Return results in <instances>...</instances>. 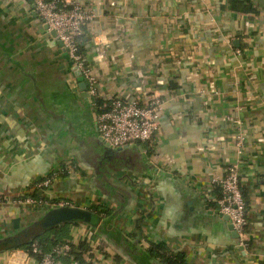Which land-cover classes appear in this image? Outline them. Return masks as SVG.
Returning <instances> with one entry per match:
<instances>
[{"label": "crops", "instance_id": "crops-1", "mask_svg": "<svg viewBox=\"0 0 264 264\" xmlns=\"http://www.w3.org/2000/svg\"><path fill=\"white\" fill-rule=\"evenodd\" d=\"M66 1L91 14L83 57L101 100L158 99L157 129L130 145L123 165L104 160L97 111L65 51L31 0H0V240L40 215L16 199L42 194L109 210L93 211L96 227L54 226L75 252L82 240L90 248L58 264H162L150 243L187 264H264V0H250L251 13L228 0ZM68 161L75 168L38 189ZM234 161L247 204L243 245L217 212L213 182ZM0 264L39 263L12 248Z\"/></svg>", "mask_w": 264, "mask_h": 264}, {"label": "built area", "instance_id": "built-area-1", "mask_svg": "<svg viewBox=\"0 0 264 264\" xmlns=\"http://www.w3.org/2000/svg\"><path fill=\"white\" fill-rule=\"evenodd\" d=\"M34 11L48 30L55 32V39L62 43L65 53L83 76L86 83V93L95 106V101L101 98L100 82L92 74L85 63L83 53L78 51L77 37L84 35V26L91 18V14L76 2L66 0H31ZM238 54L239 51H237ZM160 101L154 100L150 104H141L137 100L123 99L113 96L107 103V108L96 114L95 127L99 138L112 148H122L134 143H149L157 129V111ZM67 172L75 168L71 162H65ZM38 182V189L50 186L59 171ZM213 182L220 188L217 198L218 210L227 216L229 223L239 236V242L244 244L245 226L247 222V204L240 187V175L237 162L227 165L222 178H214ZM30 194L16 199L25 202L36 209H43L55 205H71L70 202L52 199L46 195L32 196ZM2 195L0 194V201ZM76 242L64 241L55 245L46 253L39 264H58V258L70 255L75 250ZM33 252H38L33 244Z\"/></svg>", "mask_w": 264, "mask_h": 264}, {"label": "trees", "instance_id": "trees-1", "mask_svg": "<svg viewBox=\"0 0 264 264\" xmlns=\"http://www.w3.org/2000/svg\"><path fill=\"white\" fill-rule=\"evenodd\" d=\"M230 6L235 11H241L246 13L255 12L254 7L250 0H228ZM84 39L83 36L77 37V46L78 51L83 53L84 49ZM106 101L98 98L95 101V109L96 111L104 110L107 108ZM59 174H65L67 172L66 164H62L60 167ZM34 196V195H32ZM93 211L97 214L107 215L109 210L104 207H93ZM136 233L141 231V227L139 225V221L136 222ZM69 239V235L67 232L62 231V228L52 227L46 230L41 234H37L36 236L29 238L25 235L12 236L10 238H5L0 240V251H4L12 248H23L27 251L30 257L35 258L37 261H40L42 257L50 252L52 248ZM33 244H36L38 252H33ZM77 251H72L74 258H78L80 254L83 252H88L90 250L86 240H82L77 242ZM147 251L155 258H157L162 264H187L185 257L180 252H174L172 250H168L164 244L162 243H150Z\"/></svg>", "mask_w": 264, "mask_h": 264}, {"label": "water", "instance_id": "water-1", "mask_svg": "<svg viewBox=\"0 0 264 264\" xmlns=\"http://www.w3.org/2000/svg\"><path fill=\"white\" fill-rule=\"evenodd\" d=\"M45 28L48 30L47 25H45ZM48 31H49V34H51V36L55 38V32L53 30H48ZM58 44L63 49L62 43L60 41H58ZM72 70L78 77V81L80 82L79 84L80 89L86 92V83L84 81L83 76L80 74L79 70L75 68V66H72ZM95 135H96L95 141L97 142L99 146L98 147L99 150L102 152V156H103L102 158L104 160H118L121 162L119 164L125 163V161L128 160L127 159L128 154H130L131 152L130 145L124 146L122 148H112L108 146L106 143H104L99 138L97 131L95 132ZM217 212L224 219L228 221L227 216L219 212V210ZM99 221H100V217L93 211L86 209V208H81V207L72 206V205L48 206L40 210V215L37 217V219L34 222L30 223L25 228L16 232L14 235L15 236L25 235L26 237L32 238L44 230H47L49 228H52L54 226L61 225L64 223L75 222V223H83L90 227H96ZM228 226L233 231L232 232L233 236L239 239V236L237 232L234 230L233 226L230 223ZM10 237H12V235L5 236L3 239L10 238ZM239 248H242V246H240ZM147 264H156V263L147 262Z\"/></svg>", "mask_w": 264, "mask_h": 264}, {"label": "rangeland", "instance_id": "rangeland-1", "mask_svg": "<svg viewBox=\"0 0 264 264\" xmlns=\"http://www.w3.org/2000/svg\"><path fill=\"white\" fill-rule=\"evenodd\" d=\"M65 56H66V58H68L69 59V57H68V55L67 54H65ZM70 60V59H69ZM70 62H71V60H70ZM34 207V206H33Z\"/></svg>", "mask_w": 264, "mask_h": 264}]
</instances>
